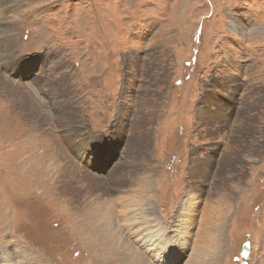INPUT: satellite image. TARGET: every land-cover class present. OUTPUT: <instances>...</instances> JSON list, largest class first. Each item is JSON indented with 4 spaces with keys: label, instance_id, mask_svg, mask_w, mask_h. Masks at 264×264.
I'll use <instances>...</instances> for the list:
<instances>
[{
    "label": "rangeland",
    "instance_id": "374dc122",
    "mask_svg": "<svg viewBox=\"0 0 264 264\" xmlns=\"http://www.w3.org/2000/svg\"><path fill=\"white\" fill-rule=\"evenodd\" d=\"M99 1L0 2V14L16 27L12 49L0 47V182L13 184L6 192L0 188V264H107L108 253L97 252L88 238L100 215L86 234H73L67 214L76 208L83 224L99 208L105 195L90 201L101 193L90 191L81 170L104 174L111 154L97 162L90 154H69L72 181L59 195L61 206L41 201L33 161L16 158L32 143L52 147L47 134H58L61 124L51 99L59 92L65 96L60 106L74 113L86 142L117 139L108 144L116 153L112 162L121 159L131 126L141 119L140 104L151 101L143 103L144 125L136 130L147 150L132 171V191L109 197L124 194L131 201L126 208L135 213L136 192L145 196L141 208L153 228L162 222L171 251L187 242L173 264L190 263L195 248L205 251L206 264H264V0H103V47L94 13ZM87 11L89 21H79ZM87 26L93 33L85 51L74 42L77 28ZM6 79L14 81L11 93ZM118 126L121 134L114 136ZM56 153L51 162L67 164ZM195 159L209 164L194 170ZM187 204L189 212L182 214ZM120 205L105 207L115 222ZM122 223L115 227L125 236L119 240L125 256L115 264H132L134 249L145 264H159L138 241L141 233Z\"/></svg>",
    "mask_w": 264,
    "mask_h": 264
},
{
    "label": "bare ground",
    "instance_id": "6f19581e",
    "mask_svg": "<svg viewBox=\"0 0 264 264\" xmlns=\"http://www.w3.org/2000/svg\"><path fill=\"white\" fill-rule=\"evenodd\" d=\"M7 1H11V0H0V2L3 4H5ZM99 4H100V7L98 8V11H95L94 13L97 15L96 20L99 23L98 28L101 30L100 32L102 34V37H101L102 40H100V46L103 47L105 45L104 44V38L106 35V29H105L106 14H105V9H104V5H103V0L99 1L98 6H99ZM87 13H89V11H87L85 15H81L79 17V21L81 20L83 22L85 17H86V22H88L89 20H87V16H86ZM5 18L6 17H4L3 14H0V47L5 48V50H10V49H12L11 47L16 40V38H15L16 27L13 26L12 21L10 22V21L6 20ZM73 29L75 30V28H73ZM74 30H72V33ZM75 32L77 33V36H76L77 40L74 42V44H76L77 41H79L80 43H82V50L84 48L85 51H88L90 44H91L90 36L93 33V29L90 27L88 28V26H87L86 28H83L81 30H80V28H77V30ZM102 47H101V49H102ZM6 58H7V56H6ZM10 59H8V61ZM82 61H84V60H82ZM84 62H82V63H84ZM11 78L14 80L13 77H11ZM52 79H54V78H52ZM13 80H10V79L3 80V85L5 86L4 87L5 91L8 93L9 92L11 93L12 89H14V86H13L14 81ZM55 95L51 100L54 102L55 105H58V108H56L57 119H58V123H60L61 125L59 126L60 128H59L58 134H55L53 132H52V134H50V133L47 134L49 136L48 140L52 141L51 142L53 144V145H51L52 147L49 148L50 147L49 144L43 145L42 143L41 144H39V143L33 144L32 143L28 147H26V148L24 147L22 149V152H16V154H17L16 158L20 160L19 162L26 163V161H30V160L33 161V165H35V169H36V170H33L35 172L34 177L40 178V182H41V185H40L41 186L40 195L42 197L41 201L43 202L45 200H48L49 204L56 205V206H58V205L61 206L63 204L62 199L59 197V195L62 192H65V191L67 192V189H68L67 186L71 185V181H72V179L67 178V171L70 169H73V166H72L73 163H71L72 161H70V158H69V157H71V156H69L70 153L77 152L78 156L80 158L83 157L82 155H84V154H90L91 158L93 159V162L98 157L101 156L100 157V159H101L102 157L105 156L106 153H110L111 157L106 158V162H105L106 172L104 174H102L103 172L102 173H100V172L91 173V171L87 172V171L81 170L82 177L85 178L86 186H88L90 188V191L93 193L96 191H99L101 193V194H99V193L94 194V196H93L94 200H90V201L92 203H95L94 202L95 199H99L101 197V195H105V199L103 197V199L101 201H98L99 208L94 212V214H91L89 212L87 213V215L84 217L85 222L83 224H81V220L77 219L75 216V215H77V209L75 208V209L69 210V214H67V216H69V218H70V223L72 225L73 234H77L80 232L82 234H86V232L89 231V229L91 227L90 225L95 223V221H96L95 216L99 217V215H100L102 222H100L101 224L98 225V230L96 229L97 226L93 225L92 231H90L88 233V234H90V236L88 238H90L91 245L96 249L97 252H99L100 254H102L104 256H105V252L108 253L106 255L107 256V264H115V262L117 260H119V258L122 255H124V252H125L124 251L125 247L122 245L124 243L121 244L120 243L121 241L119 242L120 239H125V236L122 233L120 225H119V229L118 228L116 229L115 223L119 222V220H121V221L125 220V223H122V227L127 226V231L134 233V234H140L141 233L140 234L141 236H139L138 241L141 242V245H143L145 248H147L149 250H153L155 257H157V259H158L159 264L176 263V261H178L181 258L182 254L184 253L183 249L186 248L187 242L185 240L182 241L183 242V249L179 250V252H176L173 249L171 251V244H172L171 238L172 237L170 238L168 233H166L167 231L165 230V228L162 227V222L158 221L157 216H153L154 217L153 220L158 221L157 224L154 223L153 226H155V227L153 228L152 227V224H153L152 221L149 220L148 218H146L147 215L144 214L145 212L141 208L142 207L141 204L143 203V201H146V198L143 194L136 192L137 199L134 202L135 206L133 205V207L134 208L136 207L135 213L137 216H135L134 212L131 213V211H129L128 208H126V206L131 201L124 194L127 193V191H132L131 189L128 188V187H130V185L133 186V184H134L133 179L135 177H134V174H132V171L138 166V158H140V155L142 153H145V151L147 150L146 147H143V145L141 144V141H140L141 139L138 140V137L136 135L137 134L136 130L139 128H142V125H144V118L146 117V115L143 112V109L146 108V106L143 103L151 105V101L149 99L143 100L141 103L142 105L140 104V107L138 108L137 112L140 114L141 119H139V122L135 121L133 123V125L131 126V135H129V137L126 139V142L124 143V148L122 149L121 159H120V156L118 155L119 159L116 158L114 160V162H112V159L114 158V155L116 153L112 150L113 146L108 145V144L111 140H117V139L107 138V141H108L107 142L106 140H99L100 138H98V139L92 138L86 142L87 135L84 131V127L83 126L79 127V124L75 125L76 124L75 119L73 120V118H71L72 116H74V113L67 106H64V107L60 106V97H65V96L61 95L60 92L56 93ZM22 104H23L22 106L26 107L25 102H22ZM112 133L116 134L114 136H118L119 134H121V127L120 126L116 127ZM22 141L23 140H19L17 142V144L22 143ZM115 145H117V144H115ZM37 149H39V152ZM50 149H51V151L53 150V155L56 152L58 154H60L59 153V151H60L61 152L60 155L62 156V158L64 156V159L67 161L66 162L67 164H64L62 166V164H59V162H58V165H56L54 162H51V158L53 155L49 154L50 152L48 150H50ZM74 154H76V153H74ZM24 155H25V157H24ZM53 158L56 159L55 156ZM55 161L57 162V159ZM95 162H97V160ZM206 163L207 162H205V161L203 162L202 160L195 159L194 164H193L195 167L194 170L201 169L202 167H204V164L207 167L209 163L208 164H206ZM59 165H61V166H59ZM78 166H80V165H78ZM95 169H101V167L97 164V165H95ZM127 172H129V175H126ZM72 176H74V175H72ZM2 183L3 182H0V188L3 187V189H5V192L9 188V185L13 186V184H8V182H5L3 184ZM146 186L147 185L140 186V187L141 188L144 187V189H145ZM195 190H196V187H193L194 192H195ZM78 192L82 193L81 190H79ZM116 192L117 193L122 192L124 194L123 195H116L114 198L113 194ZM130 193H129V195H130ZM78 195L79 194H74V197H76ZM110 195H113V196L109 197ZM110 203L111 204L121 203V205H122V206L120 205L122 210L119 209L120 212L118 214H115V215H117V218H116L117 222H115V221H113V219L109 218L111 216L110 211H109V214H108V211L105 212L106 211V208H105L106 205H108ZM96 206H97V203H96ZM129 207H130V205H129ZM182 208H183L182 214H186L189 212L190 205L187 204L185 207H181L180 209H182ZM161 209H163V208H161ZM108 210H110V209H108ZM92 211H94V210H92ZM163 212H164V214L162 213L161 216L164 220H167V215H166L167 212H165V211H163ZM108 215H110V216H108ZM140 217H144V219L140 218ZM128 222H131V223H128ZM183 222H187V221L182 220V223H180L181 226L183 225L182 228L187 227L188 224L187 223L183 224ZM144 225H147V227ZM142 226H144V227H142ZM180 227H179V231H177V232L183 231V230H180L181 229ZM67 229L69 230L70 227L67 226ZM141 229H144V231L141 232ZM178 235L181 236V233ZM180 241L181 240H179V242ZM157 247H158V249H157ZM137 250L134 249L133 251L132 250L130 251V252H133L135 254V255L133 254L135 257V259L132 260L133 263L134 264H145L146 263L145 260H143L141 257L142 254L139 252V250L138 251ZM155 250H157V251H155ZM191 257L192 258H189L190 263H188V264H206V262H207V261L205 262V258L207 256L205 255V251L202 248H195L193 250V254L191 255ZM126 258H128V257H126ZM129 259H131V258H129Z\"/></svg>",
    "mask_w": 264,
    "mask_h": 264
},
{
    "label": "water",
    "instance_id": "95a60500",
    "mask_svg": "<svg viewBox=\"0 0 264 264\" xmlns=\"http://www.w3.org/2000/svg\"><path fill=\"white\" fill-rule=\"evenodd\" d=\"M249 242H245L242 248V254L244 258H247V252H248Z\"/></svg>",
    "mask_w": 264,
    "mask_h": 264
}]
</instances>
